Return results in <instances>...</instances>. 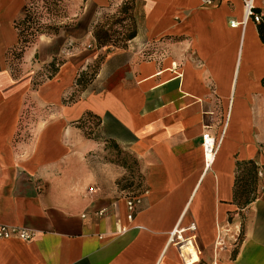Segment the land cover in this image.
Here are the masks:
<instances>
[{
	"label": "crops",
	"instance_id": "crops-1",
	"mask_svg": "<svg viewBox=\"0 0 264 264\" xmlns=\"http://www.w3.org/2000/svg\"><path fill=\"white\" fill-rule=\"evenodd\" d=\"M67 1V19L82 8L74 26L13 60L25 0H0V225L34 232L0 240V264H190L186 245L193 264H264V177L245 209L233 196L238 163L264 170V1L260 23L243 25L242 0H137L130 58L109 56L99 90L75 103L92 52L74 44L91 43L94 14L113 0ZM52 62L57 73L38 83ZM87 113L145 177L131 220L123 170L85 136ZM204 133L220 140L208 168Z\"/></svg>",
	"mask_w": 264,
	"mask_h": 264
},
{
	"label": "rangeland",
	"instance_id": "rangeland-1",
	"mask_svg": "<svg viewBox=\"0 0 264 264\" xmlns=\"http://www.w3.org/2000/svg\"><path fill=\"white\" fill-rule=\"evenodd\" d=\"M136 1L137 0H113V3L110 5L109 8L104 10H98L96 14H94L91 20V28L89 34V37L91 35L92 39L91 43L77 41L74 44V47L76 50L82 49V51L90 53L92 52L88 65L86 66V69L83 70V72L87 73L88 75H91L92 72L97 69V64L100 63V67L98 68V73L92 79L91 84L88 85L83 92H79L80 89L76 88L74 94L72 93L73 95L71 94L69 97H67L68 101L70 99H72L73 101L81 100L86 96L95 93V91L99 90L98 84L101 79V68L103 67L109 56H118L117 62L119 61L120 64L126 62L130 58V55L126 53V51H128L127 36L133 29H135L136 26V18L134 15ZM125 4L132 5L134 7L132 12L128 11L125 14L121 13V10L123 9V7H125ZM66 7H68V3H66ZM82 13V8L80 7L78 10H76L75 19H67V16L62 19L59 18L58 21H62L65 24H72L74 26V20L82 16ZM97 30H102L103 33L106 32L107 42L102 48H97V43L93 37V33ZM76 33L78 32L76 31ZM48 75L49 74L47 72L41 75L38 83L47 80ZM86 124L87 127L90 129L84 127L86 128V130L83 129V131L89 132L94 130L96 123L88 118L86 120ZM96 134L101 137L99 132H96ZM105 147L107 148V153L103 158L104 161L113 163L114 165L123 170V175L116 182L117 192L123 198H125V200L133 199L140 193L145 192V177L141 173L135 158H133V156L126 150H123L121 148H115L113 144L105 143Z\"/></svg>",
	"mask_w": 264,
	"mask_h": 264
},
{
	"label": "trees",
	"instance_id": "trees-1",
	"mask_svg": "<svg viewBox=\"0 0 264 264\" xmlns=\"http://www.w3.org/2000/svg\"><path fill=\"white\" fill-rule=\"evenodd\" d=\"M66 3H68L67 0H25L22 15L16 21H14V28L18 34L19 44L18 49L13 52V60L20 59L25 49L35 44L40 36L49 38L57 37L62 29L73 26L72 24H65L62 21H58L59 18L62 19L67 17L68 7H66ZM133 8L134 7L132 5L125 4V7H123L121 13L125 14L128 11L132 12ZM259 34L264 45V26H261ZM135 36L136 29H133L127 36V41L132 40L135 38ZM93 37L97 43V48H102L105 46V43L107 42L106 32L103 33L102 30H97L93 33ZM58 65L59 64H55V62H52L49 65V69L47 71L49 74L47 77L48 79L57 73ZM99 67L100 63L97 64V69L94 70L91 75H88L83 71L77 75L75 87L80 89L79 92H83L85 88L91 84L92 79L98 73ZM262 85L264 86V79L262 80ZM64 102L66 103L65 100ZM75 102L76 101H73L72 99L69 100V103ZM88 118L96 123V129L94 128L92 131L84 132L85 136L89 139H102V141L105 143L113 144L115 148H118L113 143V141L104 140V138H101L98 134H96L100 126V119L97 116L87 113L85 117L79 122L80 125H83V129L86 130L84 127H87L86 120ZM236 168L237 176L233 191L234 203L239 210H243L256 199L258 182L257 174L259 169L251 161L238 163ZM143 193L144 192L140 193L138 196H135V198L141 196Z\"/></svg>",
	"mask_w": 264,
	"mask_h": 264
},
{
	"label": "built area",
	"instance_id": "built-area-1",
	"mask_svg": "<svg viewBox=\"0 0 264 264\" xmlns=\"http://www.w3.org/2000/svg\"><path fill=\"white\" fill-rule=\"evenodd\" d=\"M243 1V25L247 23V21H253L255 23H260L262 20L261 13L256 12V8L254 7V0H242ZM221 0H202L203 5L206 6H212L220 3ZM239 24L232 23L231 27H237ZM149 51L148 46H144L143 52H144V58H148L149 56L146 54ZM220 140H216L211 134L204 133L202 135V149L204 153V160H205V167H210L215 159V156L217 154V151L219 149ZM258 178L264 177V170H258ZM140 198H133L126 201V208L128 210V219H132V214L135 209V207L140 204ZM193 229V227L191 228ZM16 238L23 242H31L34 239V232L27 230V229H21V228H15L10 226H4L0 225V240H8ZM178 239L181 240V236H177ZM238 241V238H237ZM236 241V242H237ZM219 247L222 245L221 242H218Z\"/></svg>",
	"mask_w": 264,
	"mask_h": 264
},
{
	"label": "bare ground",
	"instance_id": "bare-ground-1",
	"mask_svg": "<svg viewBox=\"0 0 264 264\" xmlns=\"http://www.w3.org/2000/svg\"><path fill=\"white\" fill-rule=\"evenodd\" d=\"M182 251L185 255L191 256L189 259V262H191L190 264H193L199 260V257L192 246L186 245Z\"/></svg>",
	"mask_w": 264,
	"mask_h": 264
}]
</instances>
